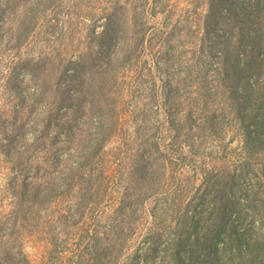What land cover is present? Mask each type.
<instances>
[{
    "label": "rangeland",
    "instance_id": "rangeland-1",
    "mask_svg": "<svg viewBox=\"0 0 264 264\" xmlns=\"http://www.w3.org/2000/svg\"><path fill=\"white\" fill-rule=\"evenodd\" d=\"M263 21L264 0H0V264H157L188 234L201 242L183 258L199 264L216 230L220 248L264 237V122L247 118ZM148 168L165 188L145 199ZM74 172L108 183L86 217L84 184L60 193ZM118 234L126 245L105 250Z\"/></svg>",
    "mask_w": 264,
    "mask_h": 264
},
{
    "label": "trees",
    "instance_id": "trees-1",
    "mask_svg": "<svg viewBox=\"0 0 264 264\" xmlns=\"http://www.w3.org/2000/svg\"><path fill=\"white\" fill-rule=\"evenodd\" d=\"M258 4L259 2L256 5ZM254 9L256 11L255 15L258 18H260L261 12H260L259 7L256 6L254 7ZM249 21H252V19L249 18ZM263 28H264V21L262 22V24L260 23V27L256 29L255 32L257 35V39H258L257 44H256L257 49L259 50L262 49L264 53ZM138 36H139L140 42H138L136 47L134 48L136 50L139 48L141 43H142V46L144 44V40L146 37V32L144 31V29H142L141 32L140 31L138 32ZM131 49L128 51H125V53H122V55H119V57H121V61L120 63H118L119 67L123 65L124 60H128V59L131 60L133 58L135 53ZM235 57L236 58L234 59V63L236 65L239 59V53H236ZM110 61L111 63H113V59H110ZM106 83L108 82L105 81V84ZM117 84H118V78L115 79L113 83H110L109 86L108 84H106L107 89H105L103 92V101H102L103 102L102 103L103 113L99 115V119L101 122L100 123L101 125L100 135H101V138L103 139V142H101V150H102L103 144L106 141L104 139L105 134H106V127L107 126L112 127L114 124L113 123L114 116H117L116 113L110 112L112 109H114L115 111L117 108L116 106L114 107L110 106V102H112V99H113V102L114 100L115 102L118 101L117 94H119L121 90L116 87ZM232 93H233V96L236 98V87L234 85H232ZM252 100L254 101L256 105H255L253 113L247 118L253 124H258L259 122L263 123L264 122V82L260 85L259 88H257L256 94L253 96ZM107 122H109L108 123L109 125H107ZM247 124L248 123H246V125ZM114 126L116 127L119 125L115 123ZM146 142H147L146 140H143V143H142L143 145H142L140 154L143 156V158L146 161H149L153 153L149 149H147L148 145L146 144ZM90 161H93V159ZM87 167L88 166H85V168ZM77 174L78 175L80 174L79 180H81L84 176L82 169ZM92 174L94 175V172ZM160 175L165 176L166 174L157 173L155 175V173H152L149 168L148 170H144L142 174V178H141V183H144L145 185H147L149 187V189L147 190H150L148 192L145 190H142V194H144L145 199H148L154 195L156 196L157 194H159L160 190H164L165 188L163 186L164 181H162ZM72 176L73 177L67 181L66 188L63 190H60V193H70L72 192L73 187H75L77 184H84L85 186L83 187L82 190H80L81 191V194H80L81 202H83L84 208L87 207L88 211H91V210L93 211L95 207L98 205L100 198L102 197V194L104 193L107 194L108 183L101 180V177L100 179L97 178L99 179L97 180L95 176H94L95 180H93V178L91 177L89 178V181L82 183L81 181H77L78 179H75V172L72 174ZM25 187L27 188L28 184H26ZM39 187L40 186L36 187L34 191V195L41 194V190ZM92 211L86 215H83V217L88 216L90 213L94 214V212ZM96 218H98V213L94 221L96 220ZM221 234L222 233L220 230H216L214 234L212 235V237L207 236L205 243H203L204 246L201 247V250L204 251L206 255H204L203 263H199V264H221V262L223 261V252H222L223 250L227 252L226 259L229 264H264V237H259V238L256 237L252 239V241H246L241 236L235 239L236 241H239L236 245L230 239V242L228 244H225L222 248H220L217 246V243L219 240H221L220 239ZM99 235H100V232L96 229L93 231H90L89 229L85 231V237H87L89 240L100 239ZM116 237L117 238L120 237L121 239L118 240V242L115 244L104 245L105 250L107 249L111 250V246H112V249L118 251V249L120 250L122 247L126 245V243H124V239H122L124 237L123 235L118 234ZM81 238H82V235H80V239ZM191 240H194L198 244H200L201 242L200 236L198 234L194 236H190V234H188L187 236H184L182 238L177 237L174 240L170 239L169 241L170 243H168L169 246L167 247V250H165L164 257L161 260H159L157 264H167L168 262L169 264H186L185 259L183 258L184 255H182L181 249H183L186 245H188V242ZM172 242L174 244H172ZM164 248H166V246H164ZM168 251H170V254H168ZM167 255L168 257L170 256V261H166V259L168 258Z\"/></svg>",
    "mask_w": 264,
    "mask_h": 264
}]
</instances>
